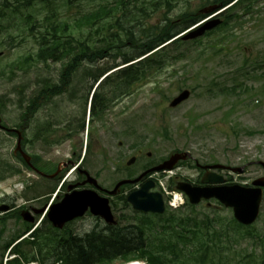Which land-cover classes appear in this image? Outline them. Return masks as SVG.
<instances>
[{
  "label": "rangeland",
  "instance_id": "rangeland-1",
  "mask_svg": "<svg viewBox=\"0 0 264 264\" xmlns=\"http://www.w3.org/2000/svg\"><path fill=\"white\" fill-rule=\"evenodd\" d=\"M115 1L0 0V116L4 124L14 127L21 123L24 113L30 111L29 129L25 132L28 154L36 152L43 156L48 153L47 157L55 164L73 158L72 152L76 155L71 145L74 139L62 136L64 132L68 133L67 129L75 127L84 98L88 107L96 84L91 77L95 70L114 68L122 63V54L132 51L131 45L126 43L125 33L128 31L135 39L145 40L144 35L166 20L177 23V17L182 13L202 7L203 12H207L213 0H169L170 5L164 0H121L114 8ZM101 6H110L107 16L94 17L92 24L82 22L81 15L96 14ZM219 18L226 23L214 28L212 33L195 42L188 39L185 43L169 46L163 67L134 87L130 95L120 93L118 84L113 81L115 77L109 79L112 82L107 87L96 89L105 96L117 86L118 113L110 111L103 116L105 121L114 124V135L110 131L102 134V140L94 147L88 146L86 154H83V145L77 162L83 157L85 168L97 177L102 187L110 188L127 175L136 177L144 166H151L153 164L149 163L159 162L176 150L189 151L200 163L245 166L243 174L231 175V182L250 184L261 175L263 169L258 161H264V0H243ZM58 23L67 24L64 35L67 40L72 39V49L79 41L97 48L105 43H117L119 48L116 44L111 45V54L104 59H81L74 63L75 67L63 80L62 71L72 55L54 60L39 52L42 38L48 36L49 26ZM114 36L124 42H116ZM107 82L105 80L101 85ZM183 89L190 90V97L180 105L170 107L171 99ZM29 108L32 111H28ZM49 120L66 126L63 132L57 128L53 146L48 148L51 151L43 152L34 147L32 138ZM96 136L97 132H94ZM15 142L14 135L0 130V165L7 166L0 175L4 177L0 179V197L20 205L53 188L55 182L29 175L22 162L13 155ZM43 147L41 143L38 146L39 149ZM138 150L141 152L135 162L126 165ZM74 166H70L64 178L72 177ZM15 170L19 172L13 174ZM221 174L230 176L225 172ZM176 175L195 182L199 170L193 166V161H188L175 168L171 177L166 174H155V177H163L169 186V179ZM35 181L39 182L32 185ZM37 185L42 187L37 189ZM131 187H125L123 194L126 195ZM47 197L50 198L46 194L44 199ZM41 200L37 198L29 203L38 206ZM206 202L181 206L165 215L189 216L194 221L190 222V228H200L197 235L204 232L203 241L193 237L185 250L178 245L177 250L182 249L179 257L184 263L264 264V198L256 222L252 227L242 229L234 226L230 209L218 206L215 201H210L209 207ZM111 208L123 228L135 223L130 214L131 206L127 207L119 197L113 198ZM147 222L152 226L163 225V221ZM26 225L22 218L0 216V228L3 229L1 261L12 253H7L9 246L4 248V244L25 233ZM106 225L101 219L88 215L69 226L82 236L93 228L104 229ZM39 227L41 233L37 242L26 239L20 242L19 249L24 255L36 254L35 261L40 264H53L52 252L57 247V238L63 233L49 229L46 224ZM202 247H207L208 256L203 263ZM19 257L23 259L20 254ZM134 259L131 262L145 263L144 259Z\"/></svg>",
  "mask_w": 264,
  "mask_h": 264
},
{
  "label": "trees",
  "instance_id": "trees-1",
  "mask_svg": "<svg viewBox=\"0 0 264 264\" xmlns=\"http://www.w3.org/2000/svg\"><path fill=\"white\" fill-rule=\"evenodd\" d=\"M120 1L121 0L115 1L114 8ZM242 1L243 0H213L212 5L221 8L235 2L221 14L223 15L236 5H239ZM164 2L166 5H170L169 0H164ZM97 10L100 11L96 14L91 12L92 14L81 15L80 19L82 22L92 24L95 22L94 17L103 14V17L107 16L111 8L110 6H101ZM104 11L106 12L104 13ZM203 16L204 14L201 13L200 8L194 11L184 12L177 17L179 20L177 23L166 20L163 25L152 28L148 34L144 35L145 40L135 39L134 36L131 35V33L128 34L127 31L125 33L127 35L125 40L126 43L131 45L132 51L122 54L121 60L126 63L141 56L143 57L127 67L119 69L111 76L112 78L115 77L113 81L118 84L119 90L122 91L132 83L142 81L147 78L148 75L162 68L165 63L166 49L171 45L186 42L180 36L173 40L171 39L178 35L181 30L198 21ZM225 23L226 22H223V25ZM116 26H119L118 22H116ZM66 29V23L50 25L47 32L48 36L42 38V47L39 50L41 55L49 56L54 60L63 59L72 55V57L69 58L67 66H65L62 71L63 80L67 79L69 73L75 67L74 63L81 59L82 61L85 59L89 61L92 59H94L93 61L104 59L111 54L109 53L110 46L113 44L117 45V43H105L106 45L97 48L94 47L93 44V47H90L84 45L82 41H79L78 46L72 49V39L70 38V40H67L64 35ZM61 31L62 33H60ZM114 40L118 43L123 41L116 36H114ZM169 40L171 41L167 44H163ZM195 41L196 40L192 42ZM115 47L119 48L118 45ZM93 48H95V50H93ZM105 71L106 69L95 70L94 75L91 77L96 81ZM111 77L108 79H111ZM109 82L111 83L112 80H108V82L104 83L101 87H107L108 84H110ZM116 87L114 86V88ZM113 90H110L108 94H111ZM95 97H97V95ZM6 169L7 166L3 167V165H0V172ZM173 215L167 217L168 219L163 222L164 225L152 226L150 222L141 220L143 218H135L136 221L133 225H127L124 228L108 225L105 226L104 229L93 228L82 236L77 235L72 228H69L68 232L64 233V239L58 242L55 251L52 252L54 257L53 264H114L115 262H122L134 258L144 259L146 264H185L179 257L182 253V249L185 250V246L191 242L193 237L203 241L204 235L202 234L204 232L197 235L196 231L200 230V228H190V222H192L191 218L187 216L175 218ZM148 221L152 222L153 219H148ZM214 231L217 232L216 229H214ZM34 236L38 238L40 233L36 231ZM178 245L183 248L177 250ZM13 252L22 255L24 261L36 259V254L30 256L24 255L19 249V246H16ZM206 252L207 247H202L200 255L202 263L207 260L208 256ZM9 264H18V261L14 260L9 262Z\"/></svg>",
  "mask_w": 264,
  "mask_h": 264
},
{
  "label": "water",
  "instance_id": "water-1",
  "mask_svg": "<svg viewBox=\"0 0 264 264\" xmlns=\"http://www.w3.org/2000/svg\"><path fill=\"white\" fill-rule=\"evenodd\" d=\"M218 22V20L208 22L201 26L199 29L190 33L185 38H193L201 35L205 30L212 28ZM188 95V91H183L171 102V105H177L182 100L187 98ZM19 149L20 147L18 140L16 150ZM180 158H185V154L184 156H181L180 154H174L167 161L148 171L171 169ZM132 161L133 159H131L128 163H131ZM262 165L264 166V163H262ZM147 172H144L135 180L119 181L115 185L114 189L109 193H117L119 187L122 184L135 182ZM222 181L223 179L221 177H217L214 175L204 174L202 178L203 183H214ZM253 185L257 186V188H247L238 184L219 186H192L188 183L183 182L179 183L177 188L184 191L189 196V199L192 203L198 202L201 198L215 197L226 207L232 208L234 216L239 222L243 224H250L255 220L258 214L259 203L261 200V188L259 187L264 186V178L254 181ZM152 186L153 183L151 181L145 182L138 190L131 192L128 195L127 200L131 202L135 209L142 211L162 212L164 206L161 195L157 192H149V189ZM88 207L93 215L100 216L108 223H115L110 212L108 199L99 197L96 193L87 190L71 194L61 203L51 207L50 211L47 214V217L54 226L61 228L67 220H70L76 216H81ZM42 211L43 209H40L37 212L40 213ZM25 219L29 220L27 217H25Z\"/></svg>",
  "mask_w": 264,
  "mask_h": 264
},
{
  "label": "flooded vegetation",
  "instance_id": "flooded-vegetation-1",
  "mask_svg": "<svg viewBox=\"0 0 264 264\" xmlns=\"http://www.w3.org/2000/svg\"><path fill=\"white\" fill-rule=\"evenodd\" d=\"M33 105L35 106V101L33 102ZM34 106H32V109L34 108ZM32 109L29 108L28 111L29 110L32 111ZM110 111H111V113L114 112V114L118 113V97H117L116 88L113 90V92L111 94H109L107 96H104V97L97 96L96 101L90 102V105L88 108L86 106V99L84 98L80 117L75 120V122H76L75 127L73 129L72 128L67 129L66 131H68V133L64 132V135L62 136V137H71L72 136V138L74 139V142H72L71 145L75 148V150H76L75 154L76 155L74 156V153L72 152L73 158L58 161L55 164L54 162L51 161V158L47 157V156H49L48 153H46L43 156H40L39 153H36V152L31 153V155L34 157V161L36 164L35 168L39 172H41L43 178L50 179L51 181L55 182V184L61 182L60 186L58 187V189L56 190V192L54 193V195L52 197V201H51L50 205H54L55 203H59V201H61V199L66 194H69L72 191H80V190L92 188V189H96L101 194H105V195L107 194L106 190H104V188L102 186L100 188L99 186H95V185L87 182V180H86L87 177H86L85 173L83 172V170H87L85 168V159L84 160L82 159L79 162H77V159L79 157V154L81 152L83 145L85 146V152H86L87 149L94 147V145L99 140H102V134L107 133V131L108 132L110 131V133L114 135V133L112 131L114 124H112L109 121H105L103 118V116L108 115L110 113ZM29 114H30L29 112H25L24 116L22 118V121L19 124V127H20L19 131L21 132L22 140L24 137L23 133L26 132L27 129H29V125L27 123H25ZM86 115H87V117H86ZM65 126H66V124H63L61 126L56 125V123H54L50 120L48 122H46L45 126L42 127L41 129H38L37 134L33 135L32 141H33L34 147L38 150L43 151V152L51 151L48 148L53 146L55 136H56L55 133L57 131V128L63 132L65 130L64 129ZM68 126H69V124H68ZM2 131L7 132L6 130H2ZM94 132H97L96 137H94ZM76 140H77V143H75ZM40 143L42 144V146H44L42 149L38 148V146H40ZM117 144H119V141L117 142ZM88 146H89V148H88ZM22 148L25 151L29 152V150L27 149V143H25ZM76 152H78V153H76ZM140 152L141 151L138 150V152L136 153V157H137V155H139ZM188 161L189 162L193 161V166L199 170V176L204 174L206 171L211 172V173H219V174H221V172H225L226 174H229L230 176L225 177L227 183H229L233 179L231 177V175L233 173L236 175H240L246 171L245 166H243L244 170L242 169L240 173H237V172H233L231 170V168H232L231 166L226 165V164H222L219 162L200 163L192 155L190 156ZM74 164H77V167H76L74 173L72 174V177L69 179H66V180L63 179V177L65 176V174L68 171V167H70ZM58 165H60V170L56 176H54L53 178H48L45 176V175L53 173L57 169ZM53 166L55 168L52 172H46L50 167H53ZM44 167H46V169H44ZM263 175H264V170L260 176H263ZM95 178L97 179V177H95ZM51 190H53V192H54L55 187H53ZM49 193L52 195L51 192H49ZM263 193H264V189H263ZM2 204H7L11 209L10 211H13V212L18 211L19 205H15L13 201H10V202L7 201L6 202V200H2L0 205H2ZM38 206H42V205L39 204ZM23 209L33 210L34 207L31 206L30 204H26ZM74 221L75 220H73V222ZM70 223H67V224H70Z\"/></svg>",
  "mask_w": 264,
  "mask_h": 264
},
{
  "label": "bare ground",
  "instance_id": "bare-ground-1",
  "mask_svg": "<svg viewBox=\"0 0 264 264\" xmlns=\"http://www.w3.org/2000/svg\"><path fill=\"white\" fill-rule=\"evenodd\" d=\"M128 262H131V261H128ZM128 262H126V263H128ZM121 264H125V263H121ZM128 264H140V263L139 262H131V263H128Z\"/></svg>",
  "mask_w": 264,
  "mask_h": 264
}]
</instances>
